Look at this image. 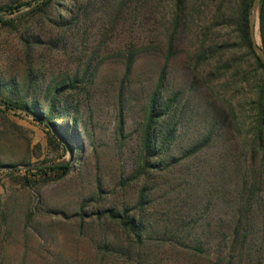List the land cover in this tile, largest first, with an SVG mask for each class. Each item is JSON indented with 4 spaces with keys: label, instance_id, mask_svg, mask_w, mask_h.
<instances>
[{
    "label": "rangeland",
    "instance_id": "374dc122",
    "mask_svg": "<svg viewBox=\"0 0 264 264\" xmlns=\"http://www.w3.org/2000/svg\"><path fill=\"white\" fill-rule=\"evenodd\" d=\"M45 1L0 0L23 3L0 12L10 20L0 23V80L9 83L0 98L37 100L42 111L58 98L67 111L54 121L69 131L74 124L78 141L64 149L49 142L46 123L0 106V164L19 170H0V264H215L217 251L230 252L217 245L218 225L235 222L253 182L252 247L234 255L264 264V138L256 140L255 122L264 76L238 37L236 0L220 9L219 0H190L195 8L173 43L171 0H52L31 12ZM129 44L143 48L125 77ZM162 69L164 94L177 95L175 137L151 159L164 168L139 174L145 105ZM60 161L71 162L67 175L31 170V184H22L31 166ZM143 187L148 227L138 244L101 211L135 213Z\"/></svg>",
    "mask_w": 264,
    "mask_h": 264
},
{
    "label": "trees",
    "instance_id": "16d2710c",
    "mask_svg": "<svg viewBox=\"0 0 264 264\" xmlns=\"http://www.w3.org/2000/svg\"><path fill=\"white\" fill-rule=\"evenodd\" d=\"M52 0H47L42 5H36L35 8L31 11L35 12H42L44 11L51 3ZM220 5L219 9L225 3L226 0H219ZM237 7L234 13V24L235 28L238 32V37L241 42L249 49V51L253 54L255 58V62L257 66L260 68L262 75L264 76V63L255 52L252 47L251 39L249 35V22H250V15H251V8L253 0H236ZM23 3H19L18 5H10L4 4L0 5V12L7 11L12 13L14 10H18ZM172 5V30H171V37L170 42L173 43L178 34L182 31L184 25H186V18L188 16L187 10H193L195 3L191 2L190 0H171ZM259 33L261 36V42L264 49V0L259 1ZM10 20L3 19L0 16V23L8 24ZM65 25L69 26V23L66 22ZM143 48L142 45L137 46L136 44H129L126 46L121 52L125 56L126 63H125V77L128 76L132 66L135 62V55L136 51ZM164 78H165V69H162L156 84L151 89L148 100L145 105V120L143 125V150L145 156L142 158L141 164V171L139 174H143L144 169L147 168H154L158 170H162L164 167L162 166L161 160L158 161H151L152 158H156L162 154V150L164 147H167L175 137L176 127L173 122V115L172 112L173 106L175 101L177 100V95L173 96H166L163 92L164 87ZM7 81L0 80V95L2 94V88L8 86ZM71 86H74L72 84ZM3 95V94H2ZM15 95V94H14ZM60 100L58 98L53 99L51 102L47 103V109L42 111L39 109L37 100H32L28 102L25 99H21L19 96H1L0 98V106H3L6 109L11 110H22L29 114H32L34 119H39L40 121L46 123V126L49 129V142H56L62 148H67L68 144L71 145V140H74L75 146L77 144V131L75 125L71 123L70 129L72 132L70 133L69 129L63 128L62 125L57 124L54 121L55 117L64 118V114L67 111L66 108L62 105L59 107ZM1 111V109H0ZM255 122L257 124L256 128V140L258 142H262L264 138V98L260 96L258 101V113L256 115ZM68 126V124L66 123ZM56 129L57 132L61 136L64 137L65 141L60 139L56 133H53L52 130ZM73 136V137H72ZM74 138V139H73ZM208 137L202 141H196L190 145L188 148V155L189 154H196L199 152L206 144H207ZM65 142V143H64ZM74 145V144H73ZM73 148V147H72ZM80 148H76V156L74 159L78 160L77 155L79 154ZM71 168V162L63 163L61 165H52V163L44 164L40 163L38 165L31 166V168L27 169L25 173L22 175V184L23 185H30L31 180L28 178V174H30L31 170H34L37 174L41 176L49 175L51 172H56V177L61 178L68 174ZM7 171L14 175L15 173L19 172L18 168L14 169H7ZM255 187L256 182H253L249 188H247V200L242 204L238 205L236 211V220L234 223L231 224L229 229H225L222 222L219 223V227L221 230L222 238L217 240V245L219 249L227 246L230 252L225 251H217V256L214 257L215 264H242V259L235 260L236 257L234 252L237 250L240 255L246 253L252 247V241L250 240V229H251V213L253 211V199L255 197ZM147 188L143 187L139 192L138 202H137V209L135 213L129 214L127 209H123L122 211H117L113 208L110 209H103L101 211V217L106 216L112 220L118 222V224L130 233L134 240L138 244H142L143 236L147 231V224H148V216L144 214V208L147 204ZM35 212L30 210L26 214V219L24 221V225L27 226L32 219V216ZM4 217L6 215H3ZM3 217V218H4ZM3 222L6 223L5 219ZM203 233L207 234L208 229H203ZM229 238L225 239V236ZM208 239V238H207ZM204 240H206L204 238ZM197 245L194 247V251L196 252H203V248L205 242L203 239L196 240ZM206 242H209L206 240ZM228 250V251H229Z\"/></svg>",
    "mask_w": 264,
    "mask_h": 264
},
{
    "label": "water",
    "instance_id": "95a60500",
    "mask_svg": "<svg viewBox=\"0 0 264 264\" xmlns=\"http://www.w3.org/2000/svg\"><path fill=\"white\" fill-rule=\"evenodd\" d=\"M259 1L260 0H253L252 8H251V15H250V22H249V35L251 39V44L255 52L258 54L262 62L264 63V49L262 44L259 42V34H258V27H259V13H258V7H259ZM63 162H54L52 165H61ZM18 168L17 165L12 164H0V170L1 169H14Z\"/></svg>",
    "mask_w": 264,
    "mask_h": 264
}]
</instances>
